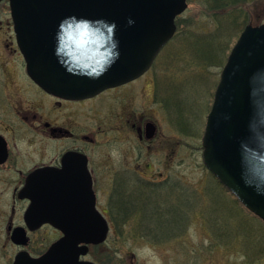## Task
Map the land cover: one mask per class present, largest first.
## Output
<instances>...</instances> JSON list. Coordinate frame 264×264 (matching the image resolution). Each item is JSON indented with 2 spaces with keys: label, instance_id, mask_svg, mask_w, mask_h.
Listing matches in <instances>:
<instances>
[{
  "label": "rangeland",
  "instance_id": "rangeland-1",
  "mask_svg": "<svg viewBox=\"0 0 264 264\" xmlns=\"http://www.w3.org/2000/svg\"><path fill=\"white\" fill-rule=\"evenodd\" d=\"M242 10L249 13L248 24L264 23V0H247ZM176 22L175 35L189 28L203 34L217 27L205 0H188ZM174 40L136 82L104 92L85 107L80 103L72 113L63 111L66 124L91 125L101 208L110 200L114 171L130 170L128 201L135 202L131 217L122 231L111 224L108 240L92 257L101 264H264V242L236 229L244 226L245 218L255 225L264 222L203 161L202 136L222 66L179 53L185 41ZM21 56L9 0H3L0 70L17 71ZM148 121L158 132L152 140H141L136 128ZM134 170L143 176L138 192L133 190ZM228 227L234 229L227 232ZM251 232L255 235L253 227Z\"/></svg>",
  "mask_w": 264,
  "mask_h": 264
},
{
  "label": "water",
  "instance_id": "water-1",
  "mask_svg": "<svg viewBox=\"0 0 264 264\" xmlns=\"http://www.w3.org/2000/svg\"><path fill=\"white\" fill-rule=\"evenodd\" d=\"M9 3L28 72L43 88L65 98L94 96L144 74L176 33V19L188 7V0ZM145 132L153 138L156 124L148 122ZM202 144L209 170L264 221V23L248 24L231 49ZM91 183L76 191L77 196L64 189L65 199L82 198L80 194L87 199L85 206L95 215L90 231L87 222L52 220L65 235L41 257H30L24 264H97L80 259L88 244L104 242L110 229L96 207Z\"/></svg>",
  "mask_w": 264,
  "mask_h": 264
},
{
  "label": "flooded vegetation",
  "instance_id": "flooded-vegetation-1",
  "mask_svg": "<svg viewBox=\"0 0 264 264\" xmlns=\"http://www.w3.org/2000/svg\"><path fill=\"white\" fill-rule=\"evenodd\" d=\"M21 58L17 71L0 70V264H24L30 257L45 254L65 235L53 221L87 222L90 231L95 215L87 210V199L83 194L82 198L65 199L64 189L77 196L76 191L88 189L91 181L96 207L110 227L129 221L128 208L135 204L128 201L130 170L126 169L114 171L108 205H98L92 151L96 139L91 125L88 122L80 128L66 124L63 111L72 113L80 103L85 107V102L126 87L140 77L94 96L65 98L38 84L28 72L24 56ZM136 129L139 138L144 139V128ZM133 172L137 176L133 190L138 192L143 176L138 170ZM151 182L149 185L154 186ZM77 234L80 237L78 231ZM99 245L89 244L88 252L80 259L97 262L92 254Z\"/></svg>",
  "mask_w": 264,
  "mask_h": 264
},
{
  "label": "trees",
  "instance_id": "trees-1",
  "mask_svg": "<svg viewBox=\"0 0 264 264\" xmlns=\"http://www.w3.org/2000/svg\"><path fill=\"white\" fill-rule=\"evenodd\" d=\"M246 1L205 0L206 9L217 21V27L212 32L203 34L189 28L175 35L176 38H173L175 39L174 41H185L182 47L184 50H180L179 53L186 51L192 54L198 62L201 61L208 65L217 64L223 67L234 42L237 40L243 28L251 20L249 13L242 10L243 4ZM160 94L164 96L162 90ZM166 102L168 103L167 98ZM132 209H134L133 206L128 208L127 214L129 216ZM243 221L244 226L240 224L236 229L241 233L250 235L252 239H259L264 242V229H262L264 225L259 223L255 225L254 222L246 218ZM123 224L125 223H115V226L119 231H122ZM251 227H253L255 235L251 232ZM232 228L228 227L227 232H230Z\"/></svg>",
  "mask_w": 264,
  "mask_h": 264
}]
</instances>
